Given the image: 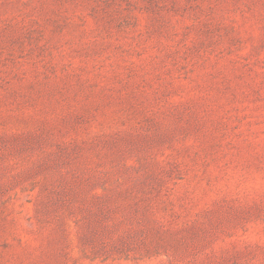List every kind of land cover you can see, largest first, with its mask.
<instances>
[{"label":"rangeland","instance_id":"rangeland-1","mask_svg":"<svg viewBox=\"0 0 264 264\" xmlns=\"http://www.w3.org/2000/svg\"><path fill=\"white\" fill-rule=\"evenodd\" d=\"M0 264H264V0H0Z\"/></svg>","mask_w":264,"mask_h":264}]
</instances>
